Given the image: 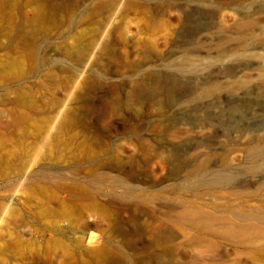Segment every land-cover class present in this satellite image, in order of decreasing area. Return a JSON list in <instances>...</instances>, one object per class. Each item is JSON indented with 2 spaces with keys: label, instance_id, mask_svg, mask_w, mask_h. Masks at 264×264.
I'll list each match as a JSON object with an SVG mask.
<instances>
[{
  "label": "rangeland",
  "instance_id": "obj_1",
  "mask_svg": "<svg viewBox=\"0 0 264 264\" xmlns=\"http://www.w3.org/2000/svg\"><path fill=\"white\" fill-rule=\"evenodd\" d=\"M0 264H264V0H0Z\"/></svg>",
  "mask_w": 264,
  "mask_h": 264
},
{
  "label": "bare ground",
  "instance_id": "obj_2",
  "mask_svg": "<svg viewBox=\"0 0 264 264\" xmlns=\"http://www.w3.org/2000/svg\"><path fill=\"white\" fill-rule=\"evenodd\" d=\"M169 5H170L169 1H164V2L157 3L156 4V7L154 6V8L157 11V13H163L165 11V9H167V6H169ZM137 6H138V8H141L143 10H146L147 9V5L145 3L142 4V2L139 3V4H137ZM106 7H109L111 9H114V8L117 9V7L115 5H113V4H108ZM151 75H152V73L143 74L141 76V78L138 80L137 84L140 85V86L145 85L146 84L145 83V79L150 80V79H153L154 78ZM149 77H152V78H149ZM151 85H152V83L149 84V86H151Z\"/></svg>",
  "mask_w": 264,
  "mask_h": 264
}]
</instances>
